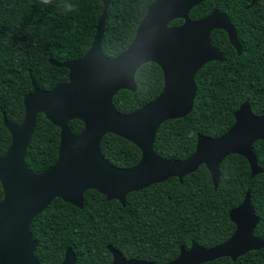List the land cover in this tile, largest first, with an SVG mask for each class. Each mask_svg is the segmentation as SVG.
Returning <instances> with one entry per match:
<instances>
[{"label":"trees","instance_id":"trees-1","mask_svg":"<svg viewBox=\"0 0 264 264\" xmlns=\"http://www.w3.org/2000/svg\"><path fill=\"white\" fill-rule=\"evenodd\" d=\"M154 0H111L102 38L105 55L114 57L126 50ZM252 0H206L190 12L194 20L215 8L228 14L243 46L242 54L224 30L211 34L224 59L205 64L197 73L194 108L185 117L165 121L157 131L154 150L163 158L186 159L196 149L199 134L219 137L235 122V112L249 100L252 112L264 114V0L248 7ZM62 3L75 6L66 12ZM104 9L102 0H0V157L8 150L11 133L4 124H21L24 98L32 92V79L49 90L68 81L69 69L50 60L68 61L82 57L92 46L96 26ZM175 19L171 25L182 23ZM137 90H120L114 105L122 113L133 112L159 96L164 87L161 67L153 62L136 72ZM78 134L84 129L79 119L69 122ZM60 128L44 113L26 152L28 168L42 173L59 155ZM103 155L114 165L132 167L142 152L131 141L109 133L101 142ZM263 171L254 177L247 159L227 156L220 165L221 180L215 188L205 164L182 181L172 177L130 192L126 205L108 200L96 189L84 194L78 208L55 198L31 224L38 242L40 264H61L67 248L76 254L77 264H110L112 245L126 258L165 264L174 260L182 247L193 243L214 247L227 241L236 229L230 211L239 206L248 191L260 222L255 235L264 239V140L254 143ZM3 188L0 183V199ZM202 264H264V248L252 250L236 261L221 257Z\"/></svg>","mask_w":264,"mask_h":264},{"label":"water","instance_id":"water-1","mask_svg":"<svg viewBox=\"0 0 264 264\" xmlns=\"http://www.w3.org/2000/svg\"><path fill=\"white\" fill-rule=\"evenodd\" d=\"M104 9L90 49L80 58L50 62L69 69L68 81L49 90L38 87L24 98L25 117L21 124H4L11 133L7 152L0 157V264H40L35 252L38 242L31 230L33 219L45 211L55 198L78 208L84 194L96 189L108 200L126 205L130 192L141 190L172 177L182 179L205 164L215 188L221 180L220 165L231 154L247 159L252 176L262 167L254 143L264 140V114L252 112L249 100L235 112V122L219 137L199 134L195 151L186 159L163 158L154 150L158 129L167 120L182 118L194 108L198 71L211 61H222L223 53L211 40L216 29L228 34L232 46L242 54L243 46L236 27L227 13L215 8L204 18L194 20L191 10L206 0H154L139 24L129 47L117 56L104 54L102 38L111 0H102ZM258 0H252L248 7ZM175 19L182 24L171 25ZM156 63L163 70L164 87L157 98L130 112L122 113L114 105L120 90H137L136 72L146 63ZM46 117L60 128L59 155L56 163L42 173L28 168L26 152L34 134L37 116ZM79 119L84 129L75 134L69 122ZM119 135L138 146L142 152L138 164L119 167L102 153L105 135ZM235 223L233 235L214 247L193 243L182 247L179 255L165 264H202L221 257L236 261L240 256L264 248V239L255 235L260 222L248 191L243 202L230 211ZM110 264H158L126 258L112 245ZM61 264H77L76 254L67 248Z\"/></svg>","mask_w":264,"mask_h":264},{"label":"clouds","instance_id":"clouds-1","mask_svg":"<svg viewBox=\"0 0 264 264\" xmlns=\"http://www.w3.org/2000/svg\"><path fill=\"white\" fill-rule=\"evenodd\" d=\"M41 3L46 4V5L47 4H51L52 0H41ZM62 8L66 12H71V11L75 10V6L71 5V4H68V3H62Z\"/></svg>","mask_w":264,"mask_h":264},{"label":"flooded vegetation","instance_id":"flooded-vegetation-1","mask_svg":"<svg viewBox=\"0 0 264 264\" xmlns=\"http://www.w3.org/2000/svg\"><path fill=\"white\" fill-rule=\"evenodd\" d=\"M218 9V8H217ZM192 11V10H191ZM221 11V10H220ZM224 12V11H223ZM226 13V12H225ZM183 20V19H182ZM184 21H182V23H183ZM182 23H180V24H182ZM222 30V29H221ZM226 32V31H225ZM228 35V34H227ZM229 38V37H228ZM239 38V37H238ZM230 41V40H229ZM231 43V42H230Z\"/></svg>","mask_w":264,"mask_h":264}]
</instances>
